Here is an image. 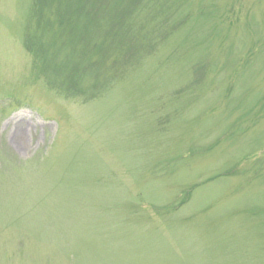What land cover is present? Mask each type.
<instances>
[{
    "label": "rangeland",
    "instance_id": "374dc122",
    "mask_svg": "<svg viewBox=\"0 0 264 264\" xmlns=\"http://www.w3.org/2000/svg\"><path fill=\"white\" fill-rule=\"evenodd\" d=\"M0 264H264V0H0Z\"/></svg>",
    "mask_w": 264,
    "mask_h": 264
}]
</instances>
